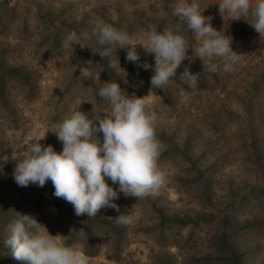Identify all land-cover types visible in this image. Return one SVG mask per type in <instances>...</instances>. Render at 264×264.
Returning a JSON list of instances; mask_svg holds the SVG:
<instances>
[{
	"label": "rangeland",
	"instance_id": "obj_1",
	"mask_svg": "<svg viewBox=\"0 0 264 264\" xmlns=\"http://www.w3.org/2000/svg\"><path fill=\"white\" fill-rule=\"evenodd\" d=\"M178 2L0 0L1 208L20 202L24 187L12 174L28 143L44 138L71 109L80 107L89 118L93 110L110 111L108 101L97 95L104 83L118 82L128 95L145 97L147 108L159 115L157 165L164 184L138 200L121 193L114 201L118 210L102 208L92 233L85 230L89 216H76L73 205L63 206L73 218L61 216L56 224L57 214L46 203L48 182L31 184L38 206L22 216L74 246L86 264H234L238 254L244 264H264V36L251 26L250 13L232 20L220 12L221 0H196L212 27L232 38V70L225 72L223 58L217 57L211 61L216 72H204L202 60L192 54L199 41L172 15ZM98 23L128 33L139 61H126L129 47L117 49L110 59L100 57ZM152 25L160 32L173 27L190 48L189 59L162 90L151 87L155 58L143 47ZM72 31L80 36L76 43L86 47L76 45L71 52L62 46ZM144 63L152 67L144 70ZM81 66L88 67L90 78L79 77ZM185 67L197 75L190 86L179 79ZM40 143L62 151L51 132ZM130 213L131 223L117 220ZM3 215L0 210V221ZM78 218L83 220L79 227Z\"/></svg>",
	"mask_w": 264,
	"mask_h": 264
},
{
	"label": "clouds",
	"instance_id": "obj_2",
	"mask_svg": "<svg viewBox=\"0 0 264 264\" xmlns=\"http://www.w3.org/2000/svg\"><path fill=\"white\" fill-rule=\"evenodd\" d=\"M221 13L227 12L232 20H240L249 13L253 17L250 23L254 30L264 36V0H221ZM192 0H179L172 15L178 17L193 33L199 45L192 54L202 60L204 72H216L217 67L211 61L223 58V70H232V38L215 30L209 17ZM95 42L103 46L98 54L102 58H111L117 49L129 47L126 61L136 64L139 56L132 44V37L109 24L98 23L95 26ZM146 46L154 54V74L150 77L152 88L163 89L177 69L189 59V46L185 37L173 27L166 25L162 32L152 25L145 32ZM80 36L75 31L68 33L62 46L74 52ZM144 70L152 66L144 63ZM88 67H80V76L90 78ZM187 67L180 74L181 81L192 78ZM97 95L107 100L110 111L97 113L93 110L91 118L79 110L71 109L61 122L49 127L46 132L56 135L62 143L59 153L51 145L44 146L42 139L34 140L25 146L27 155L16 164L13 171L18 186L26 187L30 183L43 187L51 181L58 198L73 205L76 216L95 217L105 207L118 210L114 201L122 193L126 198L137 200L154 194L165 182L164 173L158 168L157 161L161 144L155 134V125L159 119L156 111L147 108L145 97L128 95L118 82L112 80L99 88ZM102 133V137L98 135ZM111 181V185L107 181ZM113 185L117 187H113ZM120 223L132 222L131 213L117 218ZM38 223L31 217L18 214L8 227L9 238L6 241L12 257L24 264H86L74 246L60 243L57 236L36 227ZM40 225V224H39Z\"/></svg>",
	"mask_w": 264,
	"mask_h": 264
},
{
	"label": "trees",
	"instance_id": "obj_3",
	"mask_svg": "<svg viewBox=\"0 0 264 264\" xmlns=\"http://www.w3.org/2000/svg\"><path fill=\"white\" fill-rule=\"evenodd\" d=\"M2 17L3 15L2 16L0 15L1 22L3 21ZM1 66L5 67V65H2V63H1ZM22 74L23 73H21V75ZM21 75L20 76L17 75L19 76L17 77V80L21 77ZM4 76L5 75L0 76V92L2 93L5 90V86L2 84V81L5 79ZM14 80H16L15 77H14ZM47 187H48L47 191H45V193L47 194L46 203L52 209H54L55 210L54 212H56L57 214V220L55 221L56 224L60 222L61 216L64 218H70V219L73 218L71 215L65 214V212H68L67 210L63 212L64 211L63 206L70 207L72 204L65 201L63 198H58L53 195L54 188H53L51 181L47 183ZM32 190L34 192L32 193L33 195L31 194ZM35 191H37V189L35 188V186H31V183H30L28 186L24 187V189L21 190L20 202L17 205H14L12 207L10 206L9 208H6L5 206L1 208L0 206V210L4 211V215H3L4 219L3 221H0V223H2V230L0 232V264H22L21 261H17L12 257L10 249L5 247L4 244L6 243L8 236L10 235L8 233V227L14 220L18 219V214L22 216L24 213L30 212L32 209L37 208L38 205H37V202L35 200V195H34ZM97 215L95 217H89V218L87 217V221L85 220L87 222L85 230L87 231L88 234L92 233L93 231L94 227L92 224H95L96 221L100 222L98 219H95L97 218ZM76 221H77L76 222L77 227H79L80 223L83 220L81 218H78ZM238 255L239 256H237V261L234 264H244L243 255H240V254Z\"/></svg>",
	"mask_w": 264,
	"mask_h": 264
}]
</instances>
